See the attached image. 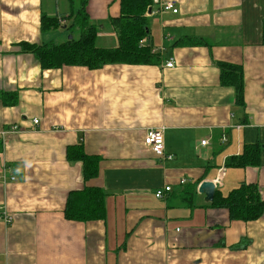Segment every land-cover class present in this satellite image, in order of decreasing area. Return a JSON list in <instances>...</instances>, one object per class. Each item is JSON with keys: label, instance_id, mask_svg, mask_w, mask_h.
<instances>
[{"label": "crops", "instance_id": "0c3cea01", "mask_svg": "<svg viewBox=\"0 0 264 264\" xmlns=\"http://www.w3.org/2000/svg\"><path fill=\"white\" fill-rule=\"evenodd\" d=\"M157 1L144 39L157 64L44 70L20 45L77 40V28L42 32L41 17L75 14L79 0H0V173L16 179L0 183V264H264V216L230 221L198 193L219 178L223 197L244 183L264 204V0ZM165 2L178 12H161ZM85 9L96 46L116 48L119 0ZM217 63L242 69L243 113ZM149 129L163 130L171 160L144 145ZM252 145L262 148L257 166L226 167ZM76 146L99 159L86 182L66 160ZM164 186L171 192L156 199ZM84 187L104 191L103 220L65 219L68 194Z\"/></svg>", "mask_w": 264, "mask_h": 264}, {"label": "trees", "instance_id": "16d2710c", "mask_svg": "<svg viewBox=\"0 0 264 264\" xmlns=\"http://www.w3.org/2000/svg\"><path fill=\"white\" fill-rule=\"evenodd\" d=\"M88 0H79V8L75 14L67 17H41V31H53L65 26L67 30L77 28L80 36L77 40H66L61 44L53 42L40 45L21 44L20 51L35 57L42 69H60L63 66L85 67L89 70L100 69L105 65H154L159 57L151 52V46L140 44L148 37V20L145 14L151 6V0H119L120 14L111 19L110 25L117 36V47L113 49L98 48L96 37L98 27L90 21L85 6ZM60 21H68L63 25ZM196 42V41H195ZM199 44V43H195ZM262 45L264 46V22L262 24ZM220 84L234 90V105L243 113L244 81L242 69L235 65L217 63ZM1 144V143H0ZM261 147L258 145L244 146L242 153L226 161L228 168H246L258 165ZM66 160L82 165V178L86 182L98 175L97 157L86 156L81 146L67 148ZM191 194L195 189L188 187ZM105 193L98 188L84 187L68 194L64 209V217L68 221L89 222L103 220L106 214ZM192 205L191 201H189ZM211 208L224 209L230 221L252 222L264 216V204L254 185L240 184L226 197L215 192Z\"/></svg>", "mask_w": 264, "mask_h": 264}, {"label": "built area", "instance_id": "2783aa9c", "mask_svg": "<svg viewBox=\"0 0 264 264\" xmlns=\"http://www.w3.org/2000/svg\"><path fill=\"white\" fill-rule=\"evenodd\" d=\"M152 3H158L157 0H152ZM160 11L161 12H171L172 14H176L178 10L175 8V5L173 2H165L160 4ZM60 23L63 25L65 22L60 21ZM140 44H145V41L142 40ZM163 50V49H161ZM154 53V52H152ZM166 68H172L173 63L172 61L166 62ZM38 121H33L34 124H37ZM144 145L149 148L156 157H158L161 160H171L172 156L165 153L164 150V140H163V130L162 129H149L145 132L144 138H143ZM207 144L206 141H203L201 143L202 146H205ZM220 175H222L223 170H219ZM8 181L13 182L15 181V177L13 175H5L4 171L0 173V183H6ZM221 179L217 178L213 183L214 188L217 185H220ZM180 184H184V181H180ZM171 192L170 186H164L158 190L155 191V198L158 200H163L169 193ZM2 220L6 224H10L12 221V218L8 215H3Z\"/></svg>", "mask_w": 264, "mask_h": 264}, {"label": "water", "instance_id": "95a60500", "mask_svg": "<svg viewBox=\"0 0 264 264\" xmlns=\"http://www.w3.org/2000/svg\"><path fill=\"white\" fill-rule=\"evenodd\" d=\"M72 37H68L71 40ZM214 185L211 182H203L200 184L198 193L204 195L205 202H212L213 196L215 194Z\"/></svg>", "mask_w": 264, "mask_h": 264}, {"label": "rangeland", "instance_id": "374dc122", "mask_svg": "<svg viewBox=\"0 0 264 264\" xmlns=\"http://www.w3.org/2000/svg\"><path fill=\"white\" fill-rule=\"evenodd\" d=\"M51 1H52V0H51ZM58 1H62V0H58ZM50 4H51L50 0H44V7H45V8L49 7ZM52 4H54V3L52 2ZM53 7H54V6H53ZM63 33L65 34L66 32L62 31L61 34L63 35ZM68 37H72V35H71V34L66 35L65 40H68ZM74 37H75V36H74Z\"/></svg>", "mask_w": 264, "mask_h": 264}]
</instances>
